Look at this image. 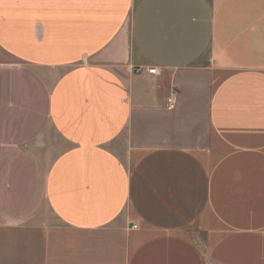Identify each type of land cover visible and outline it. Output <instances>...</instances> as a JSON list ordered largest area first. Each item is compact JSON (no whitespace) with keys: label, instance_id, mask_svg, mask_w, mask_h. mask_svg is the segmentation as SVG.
Listing matches in <instances>:
<instances>
[{"label":"crops","instance_id":"crops-1","mask_svg":"<svg viewBox=\"0 0 264 264\" xmlns=\"http://www.w3.org/2000/svg\"><path fill=\"white\" fill-rule=\"evenodd\" d=\"M0 264H264V0H0Z\"/></svg>","mask_w":264,"mask_h":264},{"label":"built area","instance_id":"built-area-1","mask_svg":"<svg viewBox=\"0 0 264 264\" xmlns=\"http://www.w3.org/2000/svg\"><path fill=\"white\" fill-rule=\"evenodd\" d=\"M148 73L150 74H158V70L156 67H150L148 68ZM175 105V92L171 91V93L169 94V96L166 98V107L168 109L173 108ZM135 227V226H134Z\"/></svg>","mask_w":264,"mask_h":264}]
</instances>
